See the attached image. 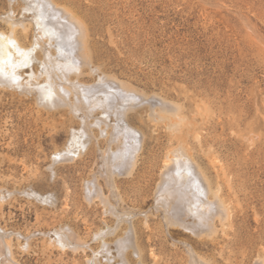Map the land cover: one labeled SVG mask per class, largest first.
Instances as JSON below:
<instances>
[{"label":"rangeland","instance_id":"rangeland-1","mask_svg":"<svg viewBox=\"0 0 264 264\" xmlns=\"http://www.w3.org/2000/svg\"><path fill=\"white\" fill-rule=\"evenodd\" d=\"M54 1L85 28L86 74L96 69L174 105L181 122L162 105L157 119L147 105L130 115L144 133L143 150L131 174L114 175L113 192L102 164L104 140L71 162L55 160L77 119L66 110H41L32 94L0 90V228L12 236L20 263L88 264L102 248L95 233L117 226L118 209L135 214L136 242L148 264H190L184 241L209 264H264V0ZM9 5L0 0V15ZM179 143L230 212L215 220L213 236L191 238L155 208L166 154ZM93 177L110 205L86 196ZM60 229L77 249L51 244Z\"/></svg>","mask_w":264,"mask_h":264},{"label":"bare ground","instance_id":"bare-ground-1","mask_svg":"<svg viewBox=\"0 0 264 264\" xmlns=\"http://www.w3.org/2000/svg\"><path fill=\"white\" fill-rule=\"evenodd\" d=\"M8 1L10 9L5 11L4 16L0 15V90L32 94L41 110H66L77 119L75 126H70L63 153L58 152L60 154L54 157L55 160L71 162L77 155L84 154L93 141L99 143L104 140L107 148L101 151L102 164L106 169L107 183L114 192V175L131 174L143 150L144 133L131 124L130 115L147 105L150 117L157 119L155 107L162 105L159 107L161 111L172 118L179 113V109L158 101L156 97L137 92L116 77L99 76L96 69H89L91 71L86 74L84 64L91 57L89 49V53H82V50L88 48L85 46L87 35L82 23L67 7L64 6V9L54 0ZM86 75L91 81L86 80ZM174 117L173 120L178 119ZM179 120L181 122V119L172 122ZM178 145L166 154L155 191V208L161 209L168 225L191 238L214 235L215 220H226L230 212L220 199L219 191L212 189L208 178L186 147L180 143ZM94 177L88 181L86 196L95 195L105 205H110L98 179H95L98 175ZM116 211L113 213L119 220L117 226L113 228L108 225L107 230L101 229L95 233L94 237L100 239L102 248L98 253L94 252V258L88 259V264H148L136 242L132 224L135 214L122 212L120 215ZM125 221L126 229L121 236H116L120 224ZM63 230L54 232L55 238L51 239V244L62 249H77L79 245L74 244L71 234L65 232L67 229ZM112 236L115 239L110 243L107 239ZM183 245L190 256V264H209L197 255L187 241ZM133 254L139 261L131 259ZM0 264H21L14 251L12 236L3 228H0Z\"/></svg>","mask_w":264,"mask_h":264}]
</instances>
